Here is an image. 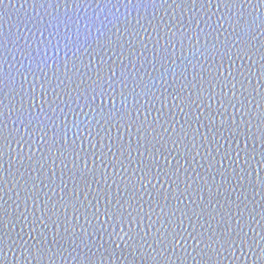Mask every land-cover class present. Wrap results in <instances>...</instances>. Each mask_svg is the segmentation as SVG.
I'll return each mask as SVG.
<instances>
[{
  "label": "water",
  "instance_id": "water-1",
  "mask_svg": "<svg viewBox=\"0 0 264 264\" xmlns=\"http://www.w3.org/2000/svg\"><path fill=\"white\" fill-rule=\"evenodd\" d=\"M0 264H264V2L0 0Z\"/></svg>",
  "mask_w": 264,
  "mask_h": 264
},
{
  "label": "snow or ice",
  "instance_id": "snow-or-ice-1",
  "mask_svg": "<svg viewBox=\"0 0 264 264\" xmlns=\"http://www.w3.org/2000/svg\"><path fill=\"white\" fill-rule=\"evenodd\" d=\"M262 2H264V0H262Z\"/></svg>",
  "mask_w": 264,
  "mask_h": 264
}]
</instances>
